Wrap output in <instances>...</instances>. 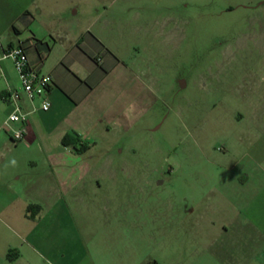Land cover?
<instances>
[{
    "label": "rangeland",
    "instance_id": "1",
    "mask_svg": "<svg viewBox=\"0 0 264 264\" xmlns=\"http://www.w3.org/2000/svg\"><path fill=\"white\" fill-rule=\"evenodd\" d=\"M53 3L55 21L76 18ZM86 12L119 64L95 63L101 77L83 82L90 94L75 111L83 132L67 135L96 141L90 162L114 175L68 206L53 238L38 225L40 264H211L201 217L216 219L226 202L215 191L233 178L218 171L264 183V0H102ZM53 39L43 73L70 45L62 31Z\"/></svg>",
    "mask_w": 264,
    "mask_h": 264
},
{
    "label": "crops",
    "instance_id": "2",
    "mask_svg": "<svg viewBox=\"0 0 264 264\" xmlns=\"http://www.w3.org/2000/svg\"><path fill=\"white\" fill-rule=\"evenodd\" d=\"M53 1L0 0V36L7 40L0 48L25 43L29 64L43 73L41 68L46 55L34 47L35 41L47 44L45 38L48 37L55 45L53 37L62 31L69 35L70 44L60 52L53 68L44 73L53 78L47 95L49 111H37L29 116L25 139L19 144H14L3 128L11 111L3 97L8 88H18L17 76L14 80L10 77L9 60L0 56V264H40L42 255L31 243L39 241L38 225L44 220L47 233L43 240L53 238L58 231L57 218L68 217V206L75 200L89 199L101 180L114 175L110 168L90 162L96 160L95 155L93 159L88 156L97 146L96 141L90 143L89 138L78 136L75 145L65 147L61 143L68 133L83 132L79 125L83 118L75 111L90 94V90L81 89L83 82L93 76L97 83L101 77L97 71L102 70V66L95 63L101 61L111 65V69L119 64L98 34L89 35L92 31L86 10L91 3L97 8L102 0H63L64 7L72 8L76 18L59 16L56 21L53 14L49 15L52 11L55 13ZM25 13L28 15L18 21ZM8 33L12 36L6 37ZM53 49L54 46L49 47V52ZM63 64L68 66L65 68L74 81L66 80L61 74L59 66ZM77 146L87 149L75 152ZM218 172L230 173L233 178L229 179L230 187L219 186L215 191L226 202L224 207H214L216 219L201 217L200 223L215 246V250L204 251V256L210 258L211 264H249L255 253L250 252L247 243L255 241L259 251L253 257L259 258L258 264H264V183L251 185L247 175L237 177L231 175L232 170ZM261 172L264 175V171ZM82 193H85L83 199ZM235 240L241 243L240 251L232 248Z\"/></svg>",
    "mask_w": 264,
    "mask_h": 264
},
{
    "label": "built area",
    "instance_id": "3",
    "mask_svg": "<svg viewBox=\"0 0 264 264\" xmlns=\"http://www.w3.org/2000/svg\"><path fill=\"white\" fill-rule=\"evenodd\" d=\"M0 50L2 59L10 61L18 81V88H8L3 97L11 109L3 128L10 134L12 142L19 144L25 139L29 116L37 111H49L47 95L53 85V78L29 64L20 44Z\"/></svg>",
    "mask_w": 264,
    "mask_h": 264
},
{
    "label": "trees",
    "instance_id": "4",
    "mask_svg": "<svg viewBox=\"0 0 264 264\" xmlns=\"http://www.w3.org/2000/svg\"><path fill=\"white\" fill-rule=\"evenodd\" d=\"M27 15H28L27 13L23 14V15L19 18L18 21H22ZM13 30H14V27L12 26V27H11V31H13ZM20 45L24 48L25 43H21ZM34 47H36L38 51H41L42 53H44V55H46V54L49 52V47H48V45L45 44V43H42V42H40V41H35ZM24 51H25V49H24ZM41 57H42V56H41ZM61 143H62L63 146L68 147V146H70V145H75V139L72 138V137L69 136V135H66V136H64V138L62 139V142H61ZM86 149H87L86 146H81L80 148L76 149V152H79V153H80V152L85 151Z\"/></svg>",
    "mask_w": 264,
    "mask_h": 264
}]
</instances>
